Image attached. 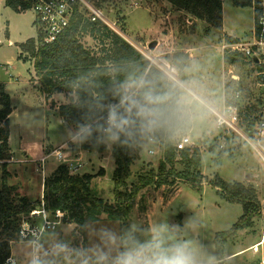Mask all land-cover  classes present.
Segmentation results:
<instances>
[{
	"label": "rangeland",
	"instance_id": "374dc122",
	"mask_svg": "<svg viewBox=\"0 0 264 264\" xmlns=\"http://www.w3.org/2000/svg\"><path fill=\"white\" fill-rule=\"evenodd\" d=\"M104 1L108 16L117 21L131 41L148 48L154 55L168 58L175 52H185L189 47H195L196 52H200L208 43L211 45V51L208 52L214 54L212 60H217L216 53L220 56L227 53L238 60L233 64L234 73H231L238 74L240 81L228 74L227 80L231 79L232 82L227 83L230 93L236 89L241 90L240 125L244 129L251 116L259 117L256 123L264 120V79L260 71L254 64L245 61L247 57L244 54L235 55L223 48L227 33L241 36V41L246 44L253 43L255 33L252 5H236L233 0H223V27L208 29L209 25L204 20L174 7L167 0ZM38 36L39 26L32 8L17 12L5 0H0V82L6 84L14 108L10 115V147L13 151L7 163L10 173L7 181L14 186L16 198L26 195L31 200L42 198L45 177L59 164L71 159L70 153L66 158L59 159L53 151L69 141L72 150L78 148V143L72 141L76 126L65 121L59 114L60 103L68 101L66 93V97L57 95L47 100L35 73L33 59L29 52L22 51L21 43ZM82 40H88L86 44L94 43L88 37ZM152 40L157 41L153 49L149 48ZM189 95L191 99L188 103L195 101L196 106L192 110L195 118L198 119L199 115L206 116L209 108L200 98ZM214 102L219 105V102ZM213 117L207 120L205 117L203 129L208 132L204 137L203 133L197 134L198 130L193 133L188 129L178 136L180 138L182 134L190 135L189 146L200 149L201 174L198 181L188 182L177 176L174 183H166L161 187H156L155 183L148 184L135 194V201L123 220L104 213L98 220L87 222L117 230L132 223L141 229H148L154 224L178 226L177 238L196 241L204 256L212 258L211 264H264V243L257 250L254 247L248 248L264 235L263 153L239 133L228 132L223 138L224 131L217 127ZM260 141L264 145V138ZM221 143L226 145L222 148ZM213 144L214 147L210 146ZM22 146L27 147L31 155L27 151H20ZM149 148H153L155 153H150ZM80 149L84 164L80 172L96 174L91 184L93 193L114 204L121 201L125 203L129 193L134 194L135 187L141 185L142 177L152 175L155 178L160 173L162 151L153 143L144 142L131 165L126 186L118 188V193L113 179L116 165L112 148H106L104 152ZM50 152L52 154L42 165V156ZM177 160L179 161L175 170H184L185 164L181 156L178 155ZM101 168L105 170L104 174L99 173ZM168 168L169 164L163 174L169 173ZM2 171L0 166V185ZM217 177L225 182H242L250 190L254 188L253 200L259 209L251 217L250 223L239 227L222 240L221 249L216 238H221V234L230 230L241 218L244 204L241 201L228 200L223 189L215 185ZM172 178L173 176L169 179ZM41 242L42 248L39 251L44 258L43 264H72L68 257L51 255L54 245L63 242L72 248L90 247L95 243V238L76 222L62 221L56 229L47 231ZM12 244L14 256L21 258L20 263L22 261L27 264L29 254L33 252L31 242L17 240ZM236 249L243 250L228 257Z\"/></svg>",
	"mask_w": 264,
	"mask_h": 264
},
{
	"label": "trees",
	"instance_id": "16d2710c",
	"mask_svg": "<svg viewBox=\"0 0 264 264\" xmlns=\"http://www.w3.org/2000/svg\"><path fill=\"white\" fill-rule=\"evenodd\" d=\"M167 1L174 7L188 12L193 17L204 20L209 25L208 29L223 26V0ZM233 1L236 5H252L254 7V33L259 37L262 30L259 19L260 16L264 15V0ZM5 2L17 12L32 7V0H5ZM100 2L105 8V1L101 0ZM85 37L91 38L94 41L93 45L86 44L88 40H82ZM226 38L230 42L239 40L238 37L231 35H227ZM20 45L22 51L29 52L30 57L33 59L35 73L39 78L46 99L52 98L57 92L66 93L68 101L59 105V114L65 121L76 127L82 120V112L74 106L72 100L74 93L68 87L70 81L82 74L103 69L109 64H131L148 73L162 71L156 65L151 64L137 48L108 25L100 21H91L78 9H76L69 27L54 42H43L42 35L39 32L38 37L29 38ZM234 54L241 55V52H234ZM25 59L28 60L26 57ZM167 59L179 69L182 78L185 79L184 69L189 60L188 53L175 52ZM224 59L226 63H236L238 61L227 53L224 54ZM245 59L246 62L254 64L258 68L261 77L264 79V59L260 62L249 58ZM100 90L103 89H98V91ZM229 92V84H226V93L229 94ZM12 111L13 106L10 95L6 92L5 85L0 82V166L3 168L0 185V264H5L11 256L12 243L19 239V230L23 218L29 215L32 210L40 207L42 201L49 212L55 213L57 210H61L65 213V221L76 222L78 226L82 227L87 221L98 220L99 216L104 213L123 220L135 201V194L143 186L155 183L156 187H161L166 183H174L177 176L188 182H196L201 174L200 149L198 147L191 148L190 146L177 149L178 136L186 129V122H184L173 133L154 143L163 154L159 163L161 174L159 173L155 178L152 175L146 178L142 177L141 185L135 187L134 194L129 193L130 196H128L125 203L121 201L114 204L96 196L91 186L96 174L92 172L73 174L65 163L59 164L52 173L45 177L43 194L40 200H31L26 195L16 198L14 186L7 181L10 174L7 163L12 157L9 143L10 114ZM258 120V116H251L247 125L244 126L245 132L251 133ZM210 146L214 147V144ZM78 148L98 152L106 150L105 146L95 140L83 144L78 143ZM140 149V147L135 149L112 147V155L116 165L113 179L118 193V188L126 186L127 179L131 174V165L139 155ZM178 155L181 156L185 164L182 171L175 170L179 161L177 160ZM167 164H169L167 170L169 173L163 174ZM99 173L104 174L105 170L101 168ZM172 176L173 178L170 180L169 178ZM215 185L223 189L228 200L241 201L244 204V214L241 218L230 230H226L221 234V238L220 236L216 238L221 249L222 240L233 234L239 227L250 223L251 217L259 209L253 200L254 188L251 191L242 182H225L219 177L216 178Z\"/></svg>",
	"mask_w": 264,
	"mask_h": 264
},
{
	"label": "clouds",
	"instance_id": "9594fccd",
	"mask_svg": "<svg viewBox=\"0 0 264 264\" xmlns=\"http://www.w3.org/2000/svg\"><path fill=\"white\" fill-rule=\"evenodd\" d=\"M68 87L74 93V106L82 112L72 141L95 140L106 148L135 149L143 148L144 142H158L186 122L196 106L195 101L187 103L196 88L168 69L148 73L131 64H109L78 76ZM83 230L94 236L92 246L72 248L58 242L51 255L68 257L72 264L212 262L196 241L177 238L178 226L154 224L141 229L132 223L117 230L86 222ZM43 259L41 252L33 249L27 264H43Z\"/></svg>",
	"mask_w": 264,
	"mask_h": 264
},
{
	"label": "built area",
	"instance_id": "2783aa9c",
	"mask_svg": "<svg viewBox=\"0 0 264 264\" xmlns=\"http://www.w3.org/2000/svg\"><path fill=\"white\" fill-rule=\"evenodd\" d=\"M100 1L101 0H32L31 8L35 13V21L39 26L42 41L45 43H51L57 40V38L69 27L74 13L76 9H78L91 21L103 22L112 30L128 40L150 61L151 64L156 65L162 71L168 69L173 72H178L180 78L183 79L179 69L166 57L154 55L150 50H148V48H145L141 44H135V42L133 43V41H131L123 29L118 25L117 21L108 16ZM259 23L262 26V30L259 37L254 34L255 36L252 44H246L245 42L238 41L230 44H224L223 48H227L231 52H241L250 60H255L257 62L262 61L264 59V15L260 16ZM232 78L240 79V77L235 76V74H232ZM240 96L241 90L236 89L232 93L231 97L228 100L223 101L221 105L211 104L208 102H205V104L209 108V111L213 114L217 127L224 131L223 138H225V135L228 132L239 133L250 144L254 145L256 149L258 148L263 153L264 158V145L260 141L261 138H264V120L255 123L251 133L245 132L240 125ZM190 142V135H182L177 140V149H183L189 146ZM230 143L231 141H229V144ZM225 145L226 143H221L220 147L223 148ZM80 152V148L72 150V146L69 141L62 143L53 151V154L59 159H64L67 157V154L70 153L71 159L65 164H67L69 171L74 174L81 173L80 171L84 166ZM149 152L155 153V150L150 148ZM51 154L52 152L42 156V165L46 161V158ZM64 216L65 213L61 210H57L55 213L49 212L45 208L44 202L42 201L40 207L32 210L29 215L23 218L19 230L18 240L30 241L32 250H40L42 248L41 239L44 234L47 231L56 229L62 221L65 222ZM5 264H16V262L10 256Z\"/></svg>",
	"mask_w": 264,
	"mask_h": 264
},
{
	"label": "crops",
	"instance_id": "0c3cea01",
	"mask_svg": "<svg viewBox=\"0 0 264 264\" xmlns=\"http://www.w3.org/2000/svg\"><path fill=\"white\" fill-rule=\"evenodd\" d=\"M227 35H231V34L227 33ZM233 35H231V36H233ZM233 37H238L239 38L238 41H241V36H233ZM238 41H236V42H238ZM7 43H10V41H7ZM230 43H233V42L228 41L226 38V41H224V44H230ZM209 50L211 51V45L208 43L205 44V46L200 50V52H196L197 50L195 47H189L188 49L185 50V52L189 54V60H188L186 67L184 69V77H185L184 80L188 81L190 84H192L196 88V94L193 96L200 98L204 104H205V102L215 104L216 102H214V101H217V102H219L217 104L221 105L223 103V101L228 100L231 97L232 93L235 91L234 90L231 93L229 92V94L226 93V84H228L227 82L230 83V81H231L230 78H229L230 80H227V77H228V74L231 75L232 73H234L233 72V64L234 63H226L223 53H222V56H220L219 53L218 54L216 53L215 54L216 58L218 56L217 60H212V59H214V54H212V52H208ZM196 59H200V60H196ZM235 76H238V74H235ZM235 80L238 81V79H235ZM2 83L5 85V90L8 93L7 88H6V84L4 82H2ZM57 95H60L62 97H66L65 93H63V92H57L53 96L56 97ZM10 98H11V96H10ZM50 100H51V98H50ZM11 102H12V98H11ZM62 103H65V102H61L60 104H62ZM187 103H188V101H187ZM13 110H14V108H13ZM205 117H206V120L208 118L212 119L213 115L208 110L206 116L199 115V118L197 119V118H195V115L192 112L191 117L186 121L185 128L188 129L189 131L193 132V133L196 130H198L197 134L203 133V137H204V134L206 132H208V131L204 132V129H203L205 126L204 124L206 122ZM213 119H214V117H213ZM205 130H206V127H205ZM10 137H11V128H10ZM10 137H9V143H10ZM230 144H232V141ZM21 150L28 152V149L25 146H22L20 148V151ZM28 153L31 155L30 151ZM263 239H264V235L262 234V238L259 241H256L255 243L250 245L248 248L254 247L253 249L257 250L258 249L257 247L264 243ZM12 248H13V244L11 247V258H13V260L16 262V264H24V263H22V261H21V263L19 262V260H21L20 257L14 256ZM242 250L243 249H240V250L236 249L235 251L230 253L228 255V257L233 256L235 254H238V252H241Z\"/></svg>",
	"mask_w": 264,
	"mask_h": 264
},
{
	"label": "water",
	"instance_id": "95a60500",
	"mask_svg": "<svg viewBox=\"0 0 264 264\" xmlns=\"http://www.w3.org/2000/svg\"><path fill=\"white\" fill-rule=\"evenodd\" d=\"M156 44H157V41H156V40H152V41L149 43V48H151V49L155 48Z\"/></svg>",
	"mask_w": 264,
	"mask_h": 264
}]
</instances>
